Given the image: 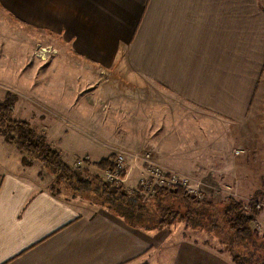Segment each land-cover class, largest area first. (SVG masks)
Instances as JSON below:
<instances>
[{"label":"crops","instance_id":"obj_1","mask_svg":"<svg viewBox=\"0 0 264 264\" xmlns=\"http://www.w3.org/2000/svg\"><path fill=\"white\" fill-rule=\"evenodd\" d=\"M24 25L68 46L65 74L75 73L74 93L86 101L90 92L100 107L107 97L113 114L125 113L138 129L121 132L116 125V138L144 140L152 128H140L142 120L176 128L183 120L175 102L230 124H264V0H0V81L21 75ZM99 68L127 85L90 79ZM50 72L45 83H52ZM66 100L65 117L71 118L77 105ZM94 119L105 122L101 112ZM246 131L237 135L233 151L223 148V189L261 187L245 159L247 143L259 145L264 131ZM207 151L220 156L217 147ZM141 164L127 170L126 190H137L146 176ZM32 169L0 135V264H234L197 240L176 239L174 229L136 228L96 203L55 194ZM256 223L264 227V214Z\"/></svg>","mask_w":264,"mask_h":264},{"label":"rangeland","instance_id":"obj_2","mask_svg":"<svg viewBox=\"0 0 264 264\" xmlns=\"http://www.w3.org/2000/svg\"><path fill=\"white\" fill-rule=\"evenodd\" d=\"M22 33L23 59L18 63V65L22 64L21 75L17 79L14 76L0 81V99H3L8 93L17 97V110H15L17 112H15L14 117L28 121L38 131L45 133L52 145L61 147L64 160L74 167L79 179L82 178V172L85 168L83 163L84 156L88 155L92 161H99V159L106 157L108 154L117 155L118 153L126 152L125 154H127L129 152L132 154V156H129L130 158L135 155L150 154L151 158L166 170L185 176L193 183L200 185L207 195L208 204H210L209 210H206L208 211L207 214L211 212L210 215L213 214V216L208 215L201 218L200 224H202V227H194L193 225L196 224L192 222L189 225L185 224L181 219L176 218L174 220L170 219L169 223L158 229H174V231H177L176 239L188 237L194 241L197 240L196 242L215 252L220 251L219 253L231 258L228 244L232 239L227 238L226 231L225 233L222 231V210L224 206L228 205L226 201L229 198H233L235 201L247 206L251 199L258 196L261 201V211L257 219L261 214H264V140H259L257 142L259 145L247 143L248 152L245 159V168L256 170L257 176L261 180L260 188L251 187V185H246L247 183H245L242 189H223L221 182L223 157H221V154L225 152L223 148H230L232 151L235 149L236 145L234 146V144H236L235 139L238 134H243L247 132L246 130L250 131L249 134L255 132L261 134L264 131V124H257L258 126L249 124L248 128L246 124H230L185 103L175 102L173 103L177 107L175 112H181L183 120V123L177 124L176 128L171 125L156 126L153 121L146 124V120L145 122L142 120L140 121V128L145 129L147 125L152 128L151 132H149L150 135L148 133L144 140L136 141L134 142L135 144H132V141L116 138V135L112 134V132L116 133V130L118 131L120 127H122L120 128L121 132L125 130L133 134L138 129L129 124L125 113L118 111L116 115L113 114L111 100L107 97L102 99L105 104L100 103L102 104L100 107L98 105L99 102L92 98L90 92L85 95L86 101L82 100V95L73 92L78 91V81L72 82L74 72L66 77L65 72L70 69L67 64L70 62L67 61L68 59L66 60V54L70 50L65 42L61 38L52 36L46 30H35L25 25ZM9 47L14 46L9 45ZM18 48L20 47L17 46L16 54L21 53L22 48L21 50ZM43 48L49 51L46 59L41 58V56L43 57L41 54ZM48 70L51 71L52 77H49V79L52 83L44 82ZM78 70L83 73V70ZM97 70L101 73L93 72L92 75L88 74L90 79H96L95 81L100 79L99 83L107 86H112L111 84H113L125 87L127 85L123 77L119 78L103 68ZM81 76L85 75L82 74ZM62 78L68 82L65 87H63L64 81L62 82ZM64 89L71 93H65ZM68 97L77 105L70 110L69 117L71 118L65 117L68 115V110H66V104L68 103L66 99ZM83 105L85 107H82ZM123 106L125 107V105ZM145 109L147 110V108ZM98 112H101L105 121L103 125L94 124V115ZM118 114L120 115L118 116ZM80 120L86 122L81 123L79 122ZM116 125H120V127ZM123 134L126 137L127 133ZM133 136H136V134ZM249 140L248 138V142ZM5 141L7 142L6 139ZM12 146L17 148L15 145ZM213 146L220 150V156L215 158L209 156L210 152L207 150ZM140 163L142 162L140 161ZM32 166L35 167V170L32 169V174L35 176L38 174V179L42 184L48 189L57 187L56 178L48 173L41 164L34 163ZM147 176L148 173L146 172L145 177ZM60 190L61 195L68 199H77L80 202L90 204L100 201V195L94 196L89 191H75V189L72 191L62 187ZM108 192L118 194L117 190L114 192L108 190ZM154 197L148 199V197L144 196L145 199H142L147 216L153 217L156 214L154 207L151 205L155 202ZM159 203L164 210L172 207L184 212L186 209L184 203L177 200L165 199L161 200V202L159 201ZM199 208L196 207L197 210ZM254 230L256 237L260 241H264V227L255 222ZM260 254L264 255L262 252Z\"/></svg>","mask_w":264,"mask_h":264},{"label":"trees","instance_id":"obj_3","mask_svg":"<svg viewBox=\"0 0 264 264\" xmlns=\"http://www.w3.org/2000/svg\"><path fill=\"white\" fill-rule=\"evenodd\" d=\"M16 103L17 97L10 93L0 99V135L22 153L24 166L30 167L34 163H39L56 178V185L59 188L52 189L55 194H61L60 188L62 187L72 191L74 189L75 191H89L94 196L100 195V201L96 204L120 216L129 225L146 230L164 227L170 219L176 218L181 219L185 224L189 225L192 222L196 224L193 225L194 227H202L200 219L210 215L211 212L207 214L208 211H206L210 208L208 200H195L181 190L172 193L158 190L154 197L155 202L151 204L156 212L153 217L146 214L145 205L142 204V199L145 198L141 188L135 190L132 195L109 193L103 176L106 170L113 167L116 158L114 154L97 162H92L88 155L84 156L85 168L82 178L79 179L74 167L64 160L62 151L49 142L45 133L38 131L28 121L14 117ZM165 199L181 201L186 209L184 212L172 207L164 210L159 201ZM226 202L228 205L224 206L221 215L222 231L223 233L226 231L227 238L232 239L228 244L232 261L234 264H264V255L260 254L261 252L264 254V241L256 237L254 230V224L261 211V201L258 196L251 199L247 206L233 198H229ZM196 207H200L201 211Z\"/></svg>","mask_w":264,"mask_h":264},{"label":"built area","instance_id":"obj_4","mask_svg":"<svg viewBox=\"0 0 264 264\" xmlns=\"http://www.w3.org/2000/svg\"><path fill=\"white\" fill-rule=\"evenodd\" d=\"M41 54L43 55L41 58L46 59L48 57L47 54H49L48 49L43 48ZM236 154L239 155L240 151H236ZM140 161L148 173L147 177L140 180L138 187L142 189L144 196L154 197L158 190H165L170 193L181 190L195 200H208L200 185L193 183V181L185 176L166 170L163 166L156 163L150 154L135 155L133 158H130L125 153H118L113 167L106 170L104 174L105 187L110 192L117 190L118 194L132 195L135 190H126L123 179L132 162L138 164Z\"/></svg>","mask_w":264,"mask_h":264}]
</instances>
